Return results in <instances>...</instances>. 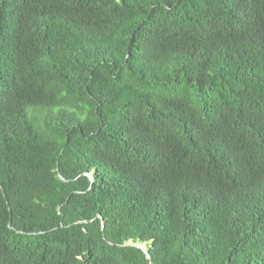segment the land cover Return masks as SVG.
I'll list each match as a JSON object with an SVG mask.
<instances>
[{
  "label": "trees",
  "instance_id": "obj_1",
  "mask_svg": "<svg viewBox=\"0 0 264 264\" xmlns=\"http://www.w3.org/2000/svg\"><path fill=\"white\" fill-rule=\"evenodd\" d=\"M129 240L264 264V0H0V264Z\"/></svg>",
  "mask_w": 264,
  "mask_h": 264
},
{
  "label": "water",
  "instance_id": "obj_2",
  "mask_svg": "<svg viewBox=\"0 0 264 264\" xmlns=\"http://www.w3.org/2000/svg\"><path fill=\"white\" fill-rule=\"evenodd\" d=\"M89 176L92 178V180H93V176H92V174L91 173H89ZM60 177L62 178V179H64L65 180V178H63V176L60 174ZM102 226H103V228H104V226H105V222H104V220H103V218H102ZM122 245H124V246H136V247H138V248H141L145 253H146V255H147V261H148V264H152V262H151V257H150V254H149V252H148V248H147V246H146V244H142V243H140V242H136V241H132V240H129V241H127V242H125V243H123Z\"/></svg>",
  "mask_w": 264,
  "mask_h": 264
}]
</instances>
